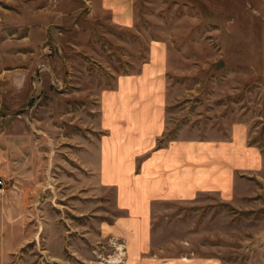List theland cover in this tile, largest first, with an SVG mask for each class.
Wrapping results in <instances>:
<instances>
[{
    "label": "rangeland",
    "instance_id": "1",
    "mask_svg": "<svg viewBox=\"0 0 264 264\" xmlns=\"http://www.w3.org/2000/svg\"><path fill=\"white\" fill-rule=\"evenodd\" d=\"M134 3L128 27L99 0H0V178L24 190L31 242L20 264H102L116 254L124 213L99 179L102 97L139 71L153 42L167 46L161 142L226 139L244 122L264 153V0ZM152 229V251L164 257L264 264V165L240 175L229 200L154 203Z\"/></svg>",
    "mask_w": 264,
    "mask_h": 264
},
{
    "label": "crops",
    "instance_id": "2",
    "mask_svg": "<svg viewBox=\"0 0 264 264\" xmlns=\"http://www.w3.org/2000/svg\"><path fill=\"white\" fill-rule=\"evenodd\" d=\"M99 4L117 24L134 25V0ZM166 53L164 42H153L139 71L119 75L117 87L103 94L99 179L115 191L124 213L115 225L126 245L124 264H221L214 257L153 252V205L192 201L203 193L229 200L240 175L261 171L264 153L251 143L244 122L233 124L226 139L161 142L168 124ZM24 214V190L6 188L0 194V264H20L16 260L31 242Z\"/></svg>",
    "mask_w": 264,
    "mask_h": 264
},
{
    "label": "built area",
    "instance_id": "3",
    "mask_svg": "<svg viewBox=\"0 0 264 264\" xmlns=\"http://www.w3.org/2000/svg\"><path fill=\"white\" fill-rule=\"evenodd\" d=\"M6 183L3 178H0V193L4 192L6 187ZM112 245L114 248V252L116 253L114 256L109 257V259L103 260L102 264H124L125 263V249L124 243L116 237L115 239H111Z\"/></svg>",
    "mask_w": 264,
    "mask_h": 264
}]
</instances>
